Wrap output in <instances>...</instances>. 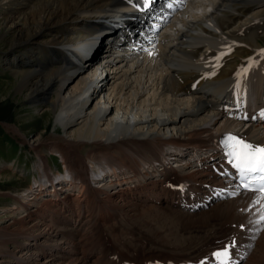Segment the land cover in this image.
Wrapping results in <instances>:
<instances>
[{"label":"bare ground","instance_id":"1","mask_svg":"<svg viewBox=\"0 0 264 264\" xmlns=\"http://www.w3.org/2000/svg\"><path fill=\"white\" fill-rule=\"evenodd\" d=\"M136 1L0 0L6 27L0 40L10 34L9 50L21 51L9 60L18 90L37 111L52 110L61 129L48 142L39 134L30 143L59 153L66 168L52 172L39 152L40 191L19 201L22 215L12 222L19 228L0 229V245L7 244L0 246L1 263L92 264L95 228L133 204L166 207L190 227L213 219L230 239V262L264 264V200L257 203L258 193L239 190L225 173L219 145L238 126L228 115L243 99L255 105L250 113L264 110V0H181L156 38L133 47L125 29L114 42L102 39L89 57L87 48L104 31L137 17ZM222 113L225 124L212 130L208 125ZM239 136L264 145V123L252 121ZM168 148L213 153L175 168L165 164ZM112 172L116 179L104 184ZM229 191L236 195H218ZM170 251L100 252L94 263L216 264L214 252L195 260Z\"/></svg>","mask_w":264,"mask_h":264},{"label":"rangeland","instance_id":"2","mask_svg":"<svg viewBox=\"0 0 264 264\" xmlns=\"http://www.w3.org/2000/svg\"><path fill=\"white\" fill-rule=\"evenodd\" d=\"M3 17L0 14V36L6 30L5 25L2 23ZM10 38L11 35L9 34L4 41L0 40V229L4 230L5 228L10 230L14 227H20L18 224L14 227L12 225L13 218L22 215V213L17 212L19 201L31 200L40 191L39 181L42 168L38 165L39 152L46 156V162L52 172H64L66 169L63 158L59 153L42 145L34 149L32 143H30V140L39 134H43L41 136L42 140L48 142L52 139V134H61V129L56 125L52 110L37 111L32 108V104L28 102L24 94L19 92L20 77L10 68L9 60L13 59V54H19L21 51L11 52L9 50ZM262 38V45H264V33ZM8 53L11 54L8 55ZM225 122V115L221 114L208 126L212 130H216L221 128V125H224ZM14 127L18 128L19 131H15ZM216 133H221V131ZM90 146L91 144L88 143L83 146L84 153ZM168 150L170 155H167V157H175L171 152L172 149ZM191 157L187 156L180 160L171 159L169 163H167V160L166 164L180 168L184 165L185 160H189ZM88 166L92 169L96 168L97 164L88 160ZM162 167L156 164L153 168L161 170ZM153 168L148 167L147 170ZM52 175L54 174L52 173ZM115 179V176L109 174L103 183L106 184ZM95 181L94 178L91 179L92 185L101 184ZM64 185L66 184L62 186ZM45 190L52 191L51 188ZM128 207L125 210H123L125 207L117 208L113 218H110L111 220L104 221L102 227L95 228L99 229V231L93 232V239L99 245V248L92 245V247H95V253L93 254L95 258L100 252H104V254L108 252L109 256L112 251L122 255L136 256L144 250H165L168 253L171 250L170 252L175 254L180 251V253L189 252L187 258L200 260L204 256H208L215 248L222 247L219 245L230 244V239L224 240L222 238L227 233L222 232L213 219L208 225L196 224L190 227L178 218L172 217L171 210L163 206L135 207L132 204ZM166 210L169 214L166 213ZM2 233L5 232H0V234ZM214 239L221 242L216 244ZM21 240L23 241V239ZM3 244L1 243L0 246L4 250L7 244ZM211 245L212 247H210ZM13 246L14 243H9V247ZM100 246L102 249H100ZM194 248L199 249L198 252H194ZM3 258V252L0 251V264H4V262L1 263ZM95 258L91 260L92 264H96L94 263ZM101 263H104V260L99 264Z\"/></svg>","mask_w":264,"mask_h":264},{"label":"snow or ice","instance_id":"3","mask_svg":"<svg viewBox=\"0 0 264 264\" xmlns=\"http://www.w3.org/2000/svg\"><path fill=\"white\" fill-rule=\"evenodd\" d=\"M148 2L149 0H145V3ZM244 73H247V69L244 70ZM214 74L212 73V75ZM261 115H264V110H262ZM221 143L226 151V156L230 159V163L236 169V175L241 181V184L237 187H243L246 190L261 194L257 198V203L264 200V146L255 145L232 133L226 134ZM253 185L256 186L253 187ZM259 222H264V211L259 217ZM240 227L243 228L244 225H240ZM230 246L224 245L212 254L217 264H228Z\"/></svg>","mask_w":264,"mask_h":264}]
</instances>
